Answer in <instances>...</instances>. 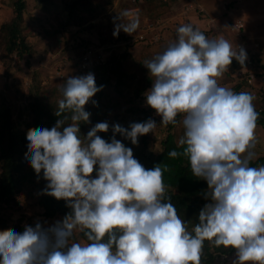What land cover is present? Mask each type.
I'll use <instances>...</instances> for the list:
<instances>
[{
    "label": "clouds",
    "instance_id": "9594fccd",
    "mask_svg": "<svg viewBox=\"0 0 264 264\" xmlns=\"http://www.w3.org/2000/svg\"><path fill=\"white\" fill-rule=\"evenodd\" d=\"M116 20L114 37L139 27L135 18ZM246 59L242 46L234 48L223 36L209 39L185 23L162 53L143 64L154 77L145 104L160 124L183 128L182 151L170 150L168 156L185 157L209 190L191 230L166 196L169 169L160 163L145 168L115 138L119 134L137 145L157 122L113 124L110 142L97 135L109 131L108 122L81 135L80 124L91 115L85 106L103 85H96L91 72L70 75L55 110L63 118L51 128H29L25 153L47 182L41 194L63 200L69 211L50 226L37 221L20 232L0 231V264H201L206 240L232 248L239 264H264V165L250 166L259 119L255 96L218 83L233 60L244 65ZM65 113L71 123H65Z\"/></svg>",
    "mask_w": 264,
    "mask_h": 264
},
{
    "label": "rangeland",
    "instance_id": "374dc122",
    "mask_svg": "<svg viewBox=\"0 0 264 264\" xmlns=\"http://www.w3.org/2000/svg\"><path fill=\"white\" fill-rule=\"evenodd\" d=\"M193 1L198 4L197 10H203L204 14L201 17L195 15V13L199 14L198 11L190 10L191 12L187 13L188 0H169L167 4L160 1L147 3L142 1L133 4L129 0H85L90 9L81 12L85 18L83 23L79 25L71 21L64 26L63 21L67 19V14L63 10L61 0H27L21 27L24 38L33 48L32 65L26 67L21 62V69L13 65L6 76L5 66L0 59V111L4 106H8L13 111L21 101H25L28 95L26 86L34 82L36 73L40 91L48 95L52 89H55L57 90L55 93L58 94L57 99L62 98L60 89L65 81L60 77V73H56V69H60L66 79L70 75L80 76L91 72L95 76V82L99 81L104 75L103 66L90 71H78L75 65L73 66L77 54L88 46L93 49L107 50L101 51L103 57L100 65H103L104 57L107 52H111V49L116 57L124 54L125 58L121 60V65L126 74L120 82H117L113 74L108 84L103 85L102 90L91 98L86 105L87 109L94 111L99 106L101 110H104L109 99H118L123 102L133 99L135 102L144 104L142 101H145V95L135 97L136 92L143 87L146 92L151 88L154 80L143 66L144 61L162 53L175 40L176 29L185 23L191 24L200 31L210 29L212 32L210 39L223 36L232 43L234 48L235 45L241 44L250 59L252 55L260 59L257 70L264 73V0ZM124 12L128 13L126 17L122 16ZM9 14L10 8L0 0V23L8 18ZM116 17H120L122 23H127L134 18L138 19L139 27L131 35L120 31L119 35L114 37V21L119 23ZM147 23L152 25V29L143 28ZM237 24L241 26L239 29ZM140 32L144 40L137 39V34ZM100 39H109L111 42L103 44ZM82 42L85 43L81 45ZM246 72H248L247 67L245 69L244 65L233 60L229 70L224 73L218 83L232 88L240 79L241 73L244 74L245 80ZM253 73L252 70L251 74L254 75ZM241 87L255 96L256 111L262 110L263 114V107L259 104L258 97L264 92V77L261 75L256 78L255 75L250 83L242 82ZM92 101H95L96 105H93ZM177 119L181 120L182 116H178ZM259 119L262 118L259 116ZM164 128L162 125L159 127L157 138L164 140L167 134L171 133L172 137L167 138L171 143L183 131L179 123L169 129L168 133H164ZM256 137L257 143L252 149L255 154L253 159L264 154V128L261 125H257ZM16 199L19 208L22 207V209L8 210L0 204V231L13 229L15 224L20 225L23 230L24 225L34 226L37 221L42 224L46 222L45 226H48L50 222L42 216L41 210L34 205L29 207L30 200L21 197ZM215 264H239V261L235 253L227 258L226 262L222 263L221 259H218Z\"/></svg>",
    "mask_w": 264,
    "mask_h": 264
},
{
    "label": "trees",
    "instance_id": "16d2710c",
    "mask_svg": "<svg viewBox=\"0 0 264 264\" xmlns=\"http://www.w3.org/2000/svg\"><path fill=\"white\" fill-rule=\"evenodd\" d=\"M61 1L63 10L67 14V19L65 18L66 20L63 21V25L66 26L71 21L72 23H79V25L82 24L85 18L81 12L90 9L88 4L85 3V0ZM82 1L84 3H81ZM144 1L150 2L151 0ZM168 1H162V3ZM188 1L190 2L191 0ZM1 3L6 4L10 8L9 17L0 23V59L5 66L4 74L7 76L13 65L21 69V62H23V65L26 67H31L33 48L24 38L21 27L24 10L27 8V0H1ZM135 3L138 4L139 2H133V4ZM197 13H199L197 14L199 17L204 14L203 10ZM202 32L208 38L212 35L210 29ZM100 41L103 44L111 42L109 39H100ZM84 43L82 42L81 45ZM90 47H85L81 53L77 54L73 66L75 65L78 71H90L103 66L104 75L96 82L98 87L108 84L109 78L113 74L116 76L117 82H120L126 74L122 70L121 65V60L125 58V55L121 54L119 57H116L113 49H111V52H107L105 55L103 65H100L101 58L103 57L100 53L101 51L99 52ZM88 49L96 51L100 55V57L93 56L94 58L91 64L88 60H83V56ZM251 57L254 76L256 75V78L261 75L264 77V73H260L257 70L260 59L256 55H252ZM84 64L85 67H82ZM61 72L60 69H56V73H60V77L65 81L66 76L63 72L61 74ZM243 75V73L240 74V79L231 88L233 91H248L243 90L241 87L242 82L246 83ZM38 83V74L36 73L34 82L26 86L28 88V95L25 97V101H21L19 106L13 111L8 106H4L0 111V204L8 210H17L22 209V207L19 208V203L16 198L28 199L30 200L29 207L30 205H34L39 208L42 216L49 220L50 223L48 226H50L55 221L60 220L69 209L63 200H56L51 196L41 194L47 182L42 178V173L39 177L34 173L28 161L25 159L28 144L26 132L29 128H51L55 125L57 119L63 118V115L61 117L55 115L59 100L57 99L58 94L55 93L57 90L52 89L50 94L44 95L40 91ZM144 88L137 90L135 97H143L145 94ZM258 98V102L263 107L264 112V92ZM142 102L144 104L138 101L135 102L133 99H129L126 102L118 99H109L105 104L104 110H101L97 106L94 111L88 110L85 106V110L91 115L89 123L80 124L81 135H86L90 128L98 122H108L109 131L99 132L97 135L110 142L113 136L111 131L113 124H119L122 127L128 128L133 122H144L149 118L155 120L157 126L153 133L140 136L137 145H132L130 140L125 139L119 134H116L115 138L124 143L126 147L132 148L134 157L145 168L150 169L160 163L161 167L166 166L169 169V171L164 173V182L168 186L166 196L171 197V202L176 207L178 214L182 219L189 222V230H191L192 226L197 222L199 210L208 202L204 199V194L209 191L207 184L205 181L193 176L185 157L170 158L168 156L170 150L182 151V148L178 147V141L183 131L180 135L176 136L173 143L168 141L167 138L172 137V134L168 133L169 129L175 127V125L170 124L164 126L160 124V117L155 114L153 109L145 104V101ZM64 115L69 116V119L65 123H71L70 113H65ZM263 120L258 119L257 125H261L264 128ZM161 125L165 127L164 133H168L164 140L157 138L159 136L158 129ZM259 165H264V154L250 162V166ZM13 229L18 232L22 230V227L15 224ZM73 238L80 240L81 234L74 233ZM233 254H235V251L232 248H225L223 246L216 247L206 240L204 242L201 264H215V262H218V259H221V262L224 263Z\"/></svg>",
    "mask_w": 264,
    "mask_h": 264
},
{
    "label": "built area",
    "instance_id": "2783aa9c",
    "mask_svg": "<svg viewBox=\"0 0 264 264\" xmlns=\"http://www.w3.org/2000/svg\"><path fill=\"white\" fill-rule=\"evenodd\" d=\"M130 2H142V1H144V0H129ZM161 1H168V0H161ZM197 6H198V4L195 2V1H193V0H191L189 3H188V5L186 6V8L188 9L187 10V13L188 12H191L190 10H192V12H194V11H196L197 10ZM191 8V9H190ZM197 11H202V9H198ZM240 25V24H239ZM238 24H237V27H238V29H239V27H241V26H239ZM144 28L145 29H152V25L150 24V23H147L145 26H144ZM138 39H143V35L140 33V34H138V37H137ZM236 46H242L241 44H237V45H235V47ZM243 47V46H242ZM244 48V47H243ZM246 51V50H245ZM247 53V52H246ZM93 56H95V57H100V55L99 54H97V52L96 51H93V50H91V49H88L87 51H86V53L84 54V56H83V60H88V62L91 64L92 63V59L94 58ZM251 59L249 58V56L247 55V59H246V61H245V63H244V67H245V69H246V67H247V69H248V72H246V74H245V80H246V82L247 83H250V81H251V78L254 76V75H252L251 73H252V67H251V64H252V60L250 61ZM82 67H85V64L84 65H82ZM257 112L259 113V116L262 118V119H264V112H263V114H262V110H257Z\"/></svg>",
    "mask_w": 264,
    "mask_h": 264
},
{
    "label": "crops",
    "instance_id": "0c3cea01",
    "mask_svg": "<svg viewBox=\"0 0 264 264\" xmlns=\"http://www.w3.org/2000/svg\"><path fill=\"white\" fill-rule=\"evenodd\" d=\"M151 1H160V2L162 3L161 0H151ZM139 3H141V2H139ZM145 3H147V2L145 1ZM165 3H166V2H165ZM166 4H167V3H166ZM195 15L197 16V14H195ZM144 26H145V25H144ZM162 26H163V25H162ZM162 26H161V27H162ZM143 28H144V27H143ZM158 28H160V26H159ZM140 33H141V32H140ZM140 33H138V34H140ZM138 34H137V35H138ZM147 37H148V36H147V34H146V39H147ZM143 40H144V39H143ZM100 47H101V46H100ZM96 50H98L99 52H100V51H104V50L101 49V48L96 49ZM100 53L102 54V52H100Z\"/></svg>",
    "mask_w": 264,
    "mask_h": 264
}]
</instances>
